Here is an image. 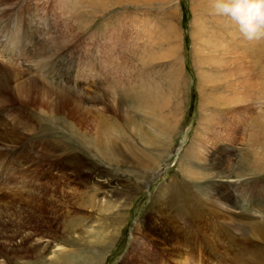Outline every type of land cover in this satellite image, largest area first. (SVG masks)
Here are the masks:
<instances>
[{
  "label": "rangeland",
  "instance_id": "rangeland-1",
  "mask_svg": "<svg viewBox=\"0 0 264 264\" xmlns=\"http://www.w3.org/2000/svg\"><path fill=\"white\" fill-rule=\"evenodd\" d=\"M91 1L0 0V62L18 34L40 83L15 93L31 133L0 166V264H264V41L209 0Z\"/></svg>",
  "mask_w": 264,
  "mask_h": 264
},
{
  "label": "bare ground",
  "instance_id": "bare-ground-1",
  "mask_svg": "<svg viewBox=\"0 0 264 264\" xmlns=\"http://www.w3.org/2000/svg\"><path fill=\"white\" fill-rule=\"evenodd\" d=\"M97 1V0H96ZM93 2V0L91 1V3ZM144 2V1H142ZM96 3V2H95ZM94 3V4H95ZM203 5V4H202ZM36 7V6H35ZM36 20V19H35ZM37 21V20H36ZM38 25V23H37ZM21 36L24 38V34L21 33ZM10 39H7V53H8V60H5V63L0 62V166L3 167L4 169L8 167V163L10 162V160H6L7 165H4V159H8L12 156L15 155V150H16V146L19 142L20 139V134L22 132L24 133H31L29 132L28 128L29 126L27 125V121H28V117L25 118V116H21L20 112L23 110H28L26 109L24 106L19 107L18 106V101L16 100V96L17 94H15L18 90L21 89V91H25V93L27 94L28 92H31L33 89L34 84H40L39 81H37L35 79L34 73H33V64H32V60L31 61H25L24 66H22L23 68H20V65L18 64L17 61V57H19V55L17 56L18 53H15V48H16V43L18 44L20 42L21 44V38L18 34H14V36H10ZM12 46V47H11ZM5 49V48H4ZM5 59V58H4ZM45 65V64H44ZM244 65V64H242ZM41 67V66H40ZM248 69V67H246ZM22 71H21V70ZM40 69V68H39ZM41 73V72H40ZM249 74H251L250 72H248ZM42 74V73H41ZM36 75V74H35ZM38 75V74H37ZM42 79L47 82V83H51L50 79L53 81L54 80V76L47 74V71L45 74H42ZM74 78L76 79H83L82 76L80 75V72H76V74H74ZM63 79V78H62ZM56 80V79H55ZM71 80V79H70ZM74 80V79H73ZM254 81V79H248L245 80V85H250L252 84ZM60 83V82H59ZM67 85H69L68 83H66ZM64 84V85H66ZM59 85V84H58ZM72 85V84H71ZM76 85V84H75ZM78 86V85H77ZM76 86V87H77ZM109 87V86H108ZM66 88V86H65ZM68 88V87H67ZM111 88V87H110ZM253 88H256L255 85H253ZM74 89V88H73ZM42 90V89H41ZM60 90V88H59ZM76 94L78 93L76 89ZM110 90V89H109ZM113 90V89H111ZM34 91V90H33ZM67 91V90H66ZM65 92V91H64ZM114 92V91H113ZM256 93V92H255ZM47 94V93H45ZM66 95V94H65ZM55 96V95H54ZM68 96V95H67ZM74 96H77L74 94ZM26 97V96H25ZM44 94H42V98H44ZM56 97V96H55ZM70 97V96H68ZM67 97V98H68ZM47 98V97H46ZM61 98V97H58ZM73 98V97H72ZM75 99H77V97H74ZM221 99V98H220ZM49 100V99H48ZM60 101V100H59ZM79 101V100H77ZM76 101V103L73 100V107H75L78 102ZM43 104L47 102V99L44 100L42 99ZM56 102V101H55ZM58 102V101H57ZM56 102V104H57ZM62 102V101H61ZM82 102V101H81ZM136 102L138 103L139 106L143 105L144 103V98L142 96L137 97ZM135 102V105H136ZM68 103V102H67ZM70 103V102H69ZM72 103V102H71ZM216 103V101H215ZM214 103V104H215ZM49 104V103H48ZM55 104V103H54ZM58 104H61L60 102ZM217 104V103H216ZM20 105V104H19ZM21 106V105H20ZM47 106V105H46ZM52 106V105H51ZM60 107V106H58ZM137 107V105H136ZM55 108V107H54ZM44 109V108H43ZM58 109V108H57ZM47 110V109H46ZM129 111V110H128ZM24 112V111H23ZM49 112V111H48ZM53 112V111H52ZM27 113V112H25ZM24 113V114H25ZM62 113V112H61ZM209 120H207L208 122ZM133 123V122H132ZM135 123V122H134ZM212 123V121L210 122ZM33 125V124H32ZM163 126V124H161ZM132 127V125H131ZM133 128V127H132ZM135 130L138 131V133H140L139 127L138 125L134 127ZM166 128V127H165ZM33 132V131H32ZM105 133V132H104ZM28 134V135H29ZM28 135L26 137H28ZM141 135V134H140ZM102 136V135H101ZM20 144V143H19ZM29 149V148H28ZM27 152V151H26ZM51 157V156H50ZM4 158V159H3ZM18 158V157H17ZM16 160V157H15ZM14 161V160H13ZM12 161V162H13ZM27 163V162H25ZM24 165L21 167L20 171H24L23 167ZM249 164V163H248ZM71 167H76V166H71ZM78 167H83V164ZM62 169V168H61ZM9 170L11 171H16L15 167H9ZM65 171V170H64ZM76 169H74L71 174H76ZM21 172V173H22ZM26 172V171H25ZM28 173V172H27ZM80 173V172H79ZM230 174V173H229ZM232 174V173H231ZM229 177V176H228ZM4 180V178L2 179ZM0 180V181H2ZM13 181L16 183L15 178H13ZM228 182V181H226ZM1 183V182H0ZM224 184V183H223ZM14 188V187H13ZM15 199L16 197H14L13 199H10V204L12 206L15 205ZM13 200V202L11 201ZM227 200V199H226ZM14 203V204H13ZM230 205V204H229ZM166 222V221H165ZM168 225V223H159L158 224V228L159 229H151V226L146 230V233H148L151 237H153V239L157 242L158 245L163 246V248L165 250H170V251H178L181 244H185L183 245L184 247L188 248L190 247L189 245L191 244L188 240L184 241L183 239H176V233H173V230L171 228V231H166L161 229V227H165ZM73 225H68V227L66 228L67 230H71ZM156 233V236L153 235ZM147 234V235H148ZM179 237V236H178ZM208 237V236H206ZM190 238V237H189ZM152 239V238H151ZM209 239V238H208ZM206 243L209 244L210 247L213 248V250L215 249L213 247V244L215 243L214 241L211 240H207L206 239ZM218 243V242H217ZM212 244V245H210ZM215 246V245H214ZM192 247V246H191ZM190 249V248H189ZM192 250V248H191ZM178 256H179V260L183 263H187L188 262V258L189 255L187 254V252H177ZM63 254V253H62ZM55 257V256H54ZM67 257V256H66ZM64 258L62 259V261L59 264H78L74 257L72 259H68V258ZM89 258V257H88ZM55 260H59V258H53ZM92 260H87L84 259V264H92L91 262Z\"/></svg>",
  "mask_w": 264,
  "mask_h": 264
},
{
  "label": "clouds",
  "instance_id": "clouds-1",
  "mask_svg": "<svg viewBox=\"0 0 264 264\" xmlns=\"http://www.w3.org/2000/svg\"><path fill=\"white\" fill-rule=\"evenodd\" d=\"M214 15L230 20L247 41H264V0H209Z\"/></svg>",
  "mask_w": 264,
  "mask_h": 264
}]
</instances>
